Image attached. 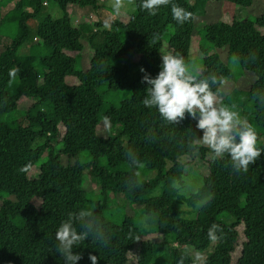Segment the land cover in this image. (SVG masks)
Returning <instances> with one entry per match:
<instances>
[{
	"label": "trees",
	"instance_id": "1",
	"mask_svg": "<svg viewBox=\"0 0 264 264\" xmlns=\"http://www.w3.org/2000/svg\"><path fill=\"white\" fill-rule=\"evenodd\" d=\"M128 1L136 6L132 14L121 11L110 22L75 26L72 8L101 11V0H0V264H65L56 232L70 213L82 210L90 215L74 224L88 233L74 245L82 254L78 264H92L90 255L97 256V264H197L186 247L204 251L213 244L204 264H264V12L240 19L225 11L249 8L255 0H170L153 15L140 7L141 0ZM212 1L221 2L224 13L198 29L204 44L196 59V18L207 14ZM51 2L58 5L60 19L51 15ZM11 3L15 6L4 12ZM172 4L191 17L178 23ZM5 26L14 28L10 40ZM84 38L94 50L86 68L80 63ZM28 42L32 52L21 56ZM163 54L183 57L194 66L192 75L209 79L214 94L223 80L240 79L231 60L242 76L255 75L250 89L235 88L220 105L236 111L256 132L261 155L246 172L235 171L227 153L208 158L214 153L199 142L203 132L196 119L186 114L169 123L157 109L145 107L149 85L143 78L159 73ZM122 92L130 96L119 104L104 99L106 93ZM107 124L115 133L102 132ZM197 153L208 174L188 194L182 158ZM45 154L39 175L30 177ZM88 168L101 190L96 200L84 189ZM141 169L156 176L142 179ZM158 188L161 194L152 197ZM111 193L141 205L142 221L135 212L123 215L117 209L110 217ZM201 202L195 218L182 217L184 206ZM223 214L235 221L223 222ZM213 225L215 240L209 236ZM154 234L161 239L147 237Z\"/></svg>",
	"mask_w": 264,
	"mask_h": 264
},
{
	"label": "clouds",
	"instance_id": "2",
	"mask_svg": "<svg viewBox=\"0 0 264 264\" xmlns=\"http://www.w3.org/2000/svg\"><path fill=\"white\" fill-rule=\"evenodd\" d=\"M170 0H141L140 7L155 15L162 5ZM115 13L119 14L122 0H114L112 5ZM172 18L183 24L191 17V12L172 4ZM105 27L108 24L105 23ZM159 73L152 77L144 76L149 85L143 104L148 108L158 110L160 116L169 123H177L185 115L197 120L196 127L202 130V141L214 153L215 157L229 154L235 171H247L250 163H255L261 151L257 147V135L254 128L240 118L239 114L228 106L217 107L216 96L212 91L209 79H197L192 75L183 57L179 55H165L162 57ZM145 71V69H141ZM211 83H216L212 76ZM90 213L79 211L75 215L69 214L57 229L56 240L59 241L57 251L63 256L65 264H78L82 254L74 251L88 236L87 232H78L74 224L86 219ZM91 230V225H88ZM213 225L209 229V236L215 240ZM92 264H97V256L90 255Z\"/></svg>",
	"mask_w": 264,
	"mask_h": 264
},
{
	"label": "rangeland",
	"instance_id": "3",
	"mask_svg": "<svg viewBox=\"0 0 264 264\" xmlns=\"http://www.w3.org/2000/svg\"><path fill=\"white\" fill-rule=\"evenodd\" d=\"M103 8L101 11H95L92 7H87L84 9H78V8H72V20L73 24L75 26H79L82 23H95V22H100L101 20H107L110 22L112 18H114V10H113V3L114 0H101ZM122 5L123 7L121 8V11L127 12V13H134L136 11V6L133 2L128 1V0H122ZM14 3H11L7 8H5L4 12L8 11L12 7H14ZM49 11L53 18L55 20L60 19L62 17V13L56 3L51 2L49 5ZM226 12H229L232 16H236L237 18L240 19H255V17L260 16L264 12V0H255L254 4L249 7V8H243V7H228L225 9ZM223 4L221 2H210L208 5V12L205 16L202 17H197L196 18V33L193 36L192 40V57L200 58L201 53V46L204 44V36L201 35L198 31L201 27L205 25L207 22H212L216 21L221 18L223 15ZM127 18V17H126ZM128 19V18H127ZM264 32V29H262ZM3 33L6 34V38L10 40V37L12 34L10 33H15L14 28L12 29V26L7 28L6 26L3 27ZM9 35V36H7ZM83 43L85 45L84 52L81 55V60L80 63L83 65L84 68L88 67L90 64V61L93 57L94 50L90 46L88 39L84 38ZM31 42L26 43L21 50L19 51V54L21 56L25 54H29L32 52L31 50ZM168 50V46H165V51ZM221 51V56L223 60L227 62V50L222 49ZM202 52V51H201ZM215 49H211V53H214ZM230 65L234 72L236 73L235 78L239 79L237 82L234 81L233 79H225L223 80V83L218 91V93L215 94L216 96V102H217V107H219L224 99V97L230 93L232 90L235 88H241V89H250V87L253 85L255 82V75L252 74L251 72H245L244 76H242L243 71H240L239 66L237 63L230 61ZM191 74H194V66H188ZM71 83H76V80L69 79ZM130 96V93L128 92H122V93H106L104 96V99L106 102H112L115 101L116 104H119L122 99H125ZM30 101H27V103L22 104L23 108H27L29 105ZM243 120H246L242 118ZM247 121V120H246ZM108 126V127H107ZM102 132H108L110 133H115V129L112 128L111 125L107 124L105 127H101ZM201 144H204L202 140L199 141ZM262 142H264V137L262 138ZM261 142V143H262ZM259 145V144H257ZM47 154H45L40 161L39 165L35 166L32 168L30 171L29 175L32 178H36L39 173H40V164L43 163L46 160ZM208 158H215L214 155L210 154L208 155ZM84 160H88V153H84L83 155ZM183 162H186V173L188 174L187 180H185V184L183 187V192L191 194L192 192L196 191L199 186L202 185L203 183V176L208 174V168L207 164L205 161L201 160L199 158V154L197 153L195 155V158L185 156L182 158ZM107 162L105 159L102 160L101 165H106ZM90 171V168L87 169L85 173V180L84 181V189L90 194V196L96 200L97 194L100 193V187L96 182L93 180L92 176L88 173ZM140 176L142 179H151L156 176L155 171H149L147 173H144L143 170L141 169L140 171ZM91 188V189H89ZM93 189V190H92ZM94 190L97 192L95 193ZM161 194V189L158 188L153 194L151 195L152 197L154 196H159ZM110 202H111V209H109L108 213L109 216L112 217V213L116 212L120 214H125L127 211L130 213L135 212V215L137 217L138 222L142 221V214L140 211L141 205L134 204V203H128L125 198H123L121 195H115L112 194L110 195ZM2 200L0 199V206H1ZM204 202L199 203L195 208H189L188 206H184L185 213L182 215L183 218L185 219H193L196 216V212L203 206ZM221 220L225 223H232L235 221V217L231 216L229 214H223L220 216ZM118 221V219H117ZM140 227L144 229L142 226V223L140 224ZM148 238H154V239H161V235L159 234H154V235H149L147 236ZM146 237V238H147ZM177 246L176 244L172 245L169 247V253L172 251V249ZM213 246H210L207 250H199L195 248L194 246H187L186 250L194 257L196 260L197 264H204L205 259L207 255L213 250ZM163 262H167V256H160L159 258Z\"/></svg>",
	"mask_w": 264,
	"mask_h": 264
}]
</instances>
